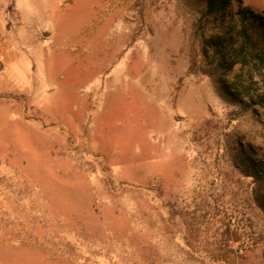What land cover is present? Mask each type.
<instances>
[{
  "label": "rangeland",
  "instance_id": "rangeland-1",
  "mask_svg": "<svg viewBox=\"0 0 264 264\" xmlns=\"http://www.w3.org/2000/svg\"><path fill=\"white\" fill-rule=\"evenodd\" d=\"M205 6L0 0V264H264V70Z\"/></svg>",
  "mask_w": 264,
  "mask_h": 264
},
{
  "label": "trees",
  "instance_id": "trees-1",
  "mask_svg": "<svg viewBox=\"0 0 264 264\" xmlns=\"http://www.w3.org/2000/svg\"><path fill=\"white\" fill-rule=\"evenodd\" d=\"M228 4L229 2L227 0H206L205 16L222 20V22L225 18L229 17L233 24L238 23L239 25L237 34L232 31L228 32L230 29L221 31L219 32L220 34L213 36L207 42V47L211 50L212 56L217 61V70H221L225 76L232 71L237 64L245 65V63H247V57L249 56V45H255L252 48L253 51H256L255 58H257L260 68L264 70V44L262 45L256 40L253 41L248 30L250 25L251 28L253 26H255V29L260 27L264 31V21L260 16L250 13L249 9L246 8H242L235 14H232L229 11ZM253 33L256 34V30ZM262 43H264L263 39ZM203 73L212 77L210 71H204ZM237 79L238 76L236 77V81H233L229 85H224L221 96L226 101L234 102L236 105H243V100H240V98L243 97L245 93L242 87H238ZM263 103L264 99L262 98L260 105ZM254 169L263 174L264 161H257ZM258 172L250 175V177L257 178Z\"/></svg>",
  "mask_w": 264,
  "mask_h": 264
}]
</instances>
